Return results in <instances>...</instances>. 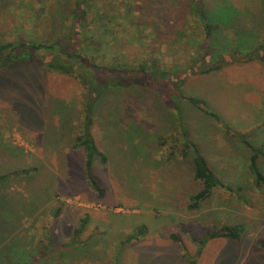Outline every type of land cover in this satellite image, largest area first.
Returning a JSON list of instances; mask_svg holds the SVG:
<instances>
[{
  "label": "rangeland",
  "instance_id": "1",
  "mask_svg": "<svg viewBox=\"0 0 264 264\" xmlns=\"http://www.w3.org/2000/svg\"><path fill=\"white\" fill-rule=\"evenodd\" d=\"M59 1L33 0V11L1 1L0 39L63 36L71 0ZM94 1L120 17L88 25L96 62L125 56L165 69L181 95L215 117L145 83L108 91L93 127L109 159L93 162L100 197L85 176V151L71 148L84 119L82 85L35 62L0 72V264H264V187L246 145L264 154V0H202L230 63L209 74L201 73L208 42L192 0ZM188 141L224 185L195 211L202 185ZM257 166L264 174L263 156ZM234 225L244 227L237 243L207 239ZM140 229L146 235L133 238Z\"/></svg>",
  "mask_w": 264,
  "mask_h": 264
},
{
  "label": "trees",
  "instance_id": "2",
  "mask_svg": "<svg viewBox=\"0 0 264 264\" xmlns=\"http://www.w3.org/2000/svg\"><path fill=\"white\" fill-rule=\"evenodd\" d=\"M5 1V0H0ZM21 4L33 11V0H17ZM54 4H60L59 0H53ZM67 2V0H62ZM2 4V3H1ZM11 5V4H10ZM9 5V6H10ZM8 6V8H9ZM204 2L202 0H192V8L195 9L197 17L204 22L203 28L205 32L206 43L212 42V45L208 48L206 44L207 52L202 57L205 61L202 74H209L213 71L222 69L224 66L230 65L228 62L222 60L227 58L226 54L219 53L224 45L219 44V41L215 42L213 39L214 30L218 28V24H212L204 11ZM47 7V6H46ZM56 6H54V9ZM69 11H63V17L67 16V24L65 26L66 33L58 38L42 41L36 43L33 40L27 41V39L19 40L16 37L14 41H3L0 39V72L8 71L16 68L17 65L22 63L35 62L44 66L48 71L57 72L64 76L73 77L83 87L84 95V119L79 133L76 135L74 143L72 144L73 150L83 149L85 151L84 158V172L86 179L88 180L91 189L95 191L100 197H103L104 190L100 188L98 181L93 174V162L98 159L100 163L106 165L109 161L107 155L102 152L97 144V141L93 135V127L95 124V117L97 115L96 106L97 103L106 98L107 92L115 89V91L129 90L136 84L145 83L148 88L155 89L160 95L165 96L167 93L170 97H177L178 99H184L192 105L196 106L200 111L208 116H214L215 114L208 112L205 108H201V105L205 106V103L200 99H194L181 95L180 89H178L175 81L171 78V74L165 69H160L158 66L153 65L150 68L145 67L143 63H136V61H129L127 57L122 56L119 61L113 62L111 65L99 64L93 58L94 48L88 44L91 34L87 30L88 25L93 22L99 24L110 23L117 20L119 14L104 9L94 0H71V6ZM44 10V7H43ZM103 12V13H101ZM31 21H35V25L40 26L38 21L43 15L34 13ZM57 14H50L48 17L55 18ZM120 18V17H119ZM34 25V26H35ZM106 25V24H105ZM101 28H107L106 26ZM109 31V29H105ZM111 32V31H110ZM12 37L15 33H11ZM89 36V37H88ZM141 42V41H139ZM143 45V43H142ZM142 45H140L142 47ZM159 46H157L158 48ZM236 48V47H234ZM219 54L221 57H219ZM222 55L224 57H222ZM141 58V57H140ZM134 59H139L134 58ZM197 61H193L192 65L195 66ZM156 64L155 62H153ZM193 66V67H194ZM123 92V91H122ZM177 93V95H175ZM246 145L251 149V169L256 176V187H264V174L258 169V161L263 156L260 149L254 148L251 144L246 142ZM186 148H193L195 152V179L202 185V189L195 194L191 199L189 205L190 211L198 210L202 202L209 199L214 190L218 187H224L221 185L220 180L213 173L212 169L208 165L205 158L198 152L193 142L188 141L185 143ZM61 209H58L55 215H60ZM83 223L84 226H80L74 232V241L77 243L78 238L84 233L88 220ZM244 232V227L241 225L224 226L219 230L211 232L207 239H225L232 242H238L241 238V234ZM146 235L145 229H140L136 232L133 238H139ZM174 240L178 239L173 236ZM194 240H196L194 238ZM72 243V244H73ZM259 245L264 249V242H260ZM200 255V252H199ZM190 264H196L192 261Z\"/></svg>",
  "mask_w": 264,
  "mask_h": 264
}]
</instances>
